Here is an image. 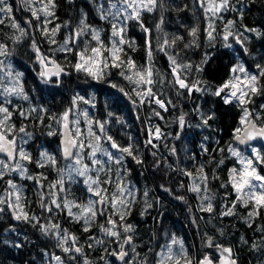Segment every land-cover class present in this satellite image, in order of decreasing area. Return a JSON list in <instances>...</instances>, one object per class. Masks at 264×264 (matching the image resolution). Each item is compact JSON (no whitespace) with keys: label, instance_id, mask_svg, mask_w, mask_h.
<instances>
[{"label":"trees","instance_id":"obj_1","mask_svg":"<svg viewBox=\"0 0 264 264\" xmlns=\"http://www.w3.org/2000/svg\"><path fill=\"white\" fill-rule=\"evenodd\" d=\"M163 2V8L157 7L154 12L143 14V23L149 28V34H145L135 21L128 22L126 38L135 41V50L125 45L126 55H122L121 58L126 60L130 57L137 66L145 65L147 63L145 41L146 38L151 40L152 63L165 81L164 84L157 82L153 86V91L158 94L162 92L160 98L166 103L168 100L172 101L166 112L154 103L134 105L133 100H138L133 91L135 86L119 74L120 68L109 67L105 69L106 74L103 78L94 79L84 72L75 71L70 66L77 62L76 53L80 51L79 47L74 48L71 53L47 48L58 49L74 27L76 28L82 13L86 14L90 25L100 30L104 44L110 46L111 23L100 18L99 0H55L54 17L46 18L40 13V20H36L31 11L20 4L19 0H7L13 8L12 18L25 26L27 35L17 41L15 38L20 36V33L11 27V20L5 18V22L0 24V43L6 45L9 53L6 56V63H11L10 65L15 66L22 74L21 82L29 100L25 101L15 95L5 96L0 88V102L5 99L11 100V104L6 106L12 112L10 123L15 126L16 135L20 134L18 132L20 127H25L26 131L32 134L29 141L31 147L28 148L31 154L37 152L35 149L43 151L45 148L50 149L55 146L57 165L38 167L33 160L26 161L28 175L40 177V174H43L44 178L37 183L36 179L29 180L16 174L6 175L0 180V185L5 183L0 186V196L5 194L7 180L14 179L13 181L22 189L24 210L30 216H37L42 225L58 224L61 229L74 234L78 238L77 246L82 247L83 255L76 254L77 259L70 261L68 254L57 247L56 239L51 235H44L39 225L33 227L31 223L18 221L12 222L9 226L0 224V264H56L53 256H60L64 264H83L85 258L90 264H117L111 253L119 251V245L114 238L104 236L99 228L100 224L106 223L108 215H113L112 209L107 210L104 216L98 215L90 231L84 232L83 221L77 223L67 214V209L63 208L65 201L85 205L89 191L84 178L76 175L73 177L74 180L68 182L64 174L63 190H60L61 186L57 184L60 179L58 170L69 162L63 161L61 156L60 134L47 135L50 130H56L58 133L61 130V125H58L52 117L61 116L69 108L77 112L84 107L88 108L87 123L93 121L92 127L98 135L100 133L95 121L104 122L107 135L119 145L132 144L143 160V164H137L131 157L125 156L123 164L118 165L109 161L104 170L98 173L100 184L102 188L107 189L109 196L116 192L117 182L122 179L121 184L129 185L135 197L131 214L127 215L124 221L133 225L135 230L131 235L136 247L134 252L129 246L127 247L128 264H157L158 254L166 251L165 246L171 244L173 236L182 242L183 249L192 259L193 264L203 259L205 255H209L214 262L220 260V250L215 246L211 248L207 246L208 237L212 238L214 245L230 247L238 264H264V231H261L264 229V208L252 218L251 226L246 222L251 205L246 208L237 203L234 215H221L226 207H231L236 198L229 183V170L233 167L239 168L240 164L236 157L230 155L228 149L229 146L237 147L233 143V129L240 126L241 108L236 103L226 105L220 97L212 96L210 93L193 92L189 96L185 90L179 89L182 94H178V86L172 87L168 83L173 79L168 56L158 51V46L164 39L171 40L174 36H182L183 41L177 42L175 48L168 49L169 54L178 53L179 62L193 65V70L188 75L189 82L202 80L211 86L212 91L229 79L230 69L238 62L242 63L250 73L256 74L258 72L256 65H264V0H241L239 3L238 0H231L236 8L242 7L243 18L241 19L237 11L220 13L222 19L214 18L215 39L212 40L207 35L208 20L203 10L198 5H194V0H163ZM184 5L188 7L183 11L177 10L178 6ZM41 6L40 3H35L36 9ZM161 17L163 23L157 30L156 25L160 23ZM46 19L51 20V23L46 25L48 29L61 25L55 36L56 44H50L48 37L41 32L42 22ZM29 20L31 27L26 24ZM229 20L235 21L233 32H242L248 38L245 41L247 53L232 37H229L230 41L223 40L225 25ZM66 23L67 27L64 26ZM194 26L199 28L196 42L186 48L184 45L193 40L189 29ZM245 27L257 29L262 35L245 32ZM33 42L39 49L47 48L49 52L41 53L50 54L65 68L66 75L45 83L38 75L40 64L32 48ZM230 42H235V47L225 46ZM104 55L107 56V53ZM205 57L207 63L202 65L203 72L197 73L195 66L200 65ZM113 84L118 87H112ZM260 84L264 85V77L260 79ZM120 88L124 91H120ZM125 93H128L131 99ZM74 97H83V99H78L73 106ZM261 105H264V95L254 96L253 102L247 105L250 111L259 114L258 124L264 122V109L260 107ZM197 107L203 113L209 111L215 113V118L209 121L211 127L199 126L201 119L195 111ZM32 108L37 111L32 112ZM20 111H24L28 118L22 117ZM154 111L160 112L163 119L153 115ZM182 113L185 114L186 126L181 131L177 118ZM146 120L157 122L167 133L164 142L160 145V151L149 145L146 146ZM178 133L179 139L176 138ZM205 137L208 139L205 140ZM92 142L94 143V140ZM101 144L103 148L116 152L110 147V142L104 140ZM201 144L208 149L207 152L202 151ZM173 146L176 148L175 155L169 151ZM220 149L224 151L221 152ZM89 150L91 149L87 148V151ZM154 152L157 154L155 157L152 155ZM221 160L222 164L219 163ZM200 165L204 166V172L209 177L208 189L209 194L213 196L214 207L211 213L200 210L201 197L204 193L191 191L193 178L183 174L184 170L195 174ZM261 171L264 174V167ZM108 179H111L112 183H104ZM51 185L56 187L52 188ZM41 194L44 196V202L52 207L51 213L40 207ZM53 198L61 204V209L50 204ZM146 201L151 207H147ZM71 210L74 214L80 211L77 207H72ZM113 219L119 225V216L113 215ZM120 231L123 238L126 234L123 233L122 228ZM89 237L101 239L104 243L96 244L95 240H90ZM89 244L92 247H89ZM254 244L257 247L254 248ZM172 248L173 252L177 253L180 245H172Z\"/></svg>","mask_w":264,"mask_h":264},{"label":"snow or ice","instance_id":"obj_2","mask_svg":"<svg viewBox=\"0 0 264 264\" xmlns=\"http://www.w3.org/2000/svg\"><path fill=\"white\" fill-rule=\"evenodd\" d=\"M239 2H241V0H238V3ZM21 3H23L29 11H31L32 16L35 17L36 20H40V13H43L46 18L54 17L55 15V0H47L46 3L44 0H21ZM34 3H40L42 5L41 8L36 9L33 7L32 5ZM117 4H119L120 7H117ZM194 5H198L199 8L203 10L205 18L208 20L207 35L210 40L215 39L213 36V31L215 30L214 18L219 17L222 19V17L219 16L220 13L225 11H237L240 13L241 19L243 18L242 7L236 8L232 4L231 0H194ZM157 7H164L163 0H116V3L110 4L108 10H105L103 5H100L98 8L100 18L111 23L112 38L110 46L104 44L101 40L100 30L90 25L87 22L86 14L82 13L75 30L70 32L63 44L54 51L71 53L74 48L79 47L81 37H90V41L86 42L84 47L76 53L78 57L77 62L70 65L75 71L84 72L94 79H101L106 74L105 69H108L109 67L120 68L121 71L119 74L135 86L133 91L135 92L136 97H138V100H133L134 105H143L145 103L151 105L154 103L160 109L167 111L168 106L172 104V101L168 100L166 103L165 100L160 98L161 95H163L162 92L158 94L153 91V86L157 82L164 84L165 81L164 77L157 69H155L152 63L153 47L151 40L146 38L145 41L147 55V63L145 65L137 66L130 57L126 60L121 58L122 55H126L125 45L135 50V41L126 38L128 22L135 21L145 34H149L150 30L144 25L142 17L145 12L152 13L157 9ZM187 7V5L182 7L178 6L177 10L183 11ZM112 9H115V11H112ZM12 12L13 8L7 3V0H0V24L5 22V18L10 19L11 27L20 33V36L15 38L18 41L20 37L27 35V31L12 18ZM110 17L111 19H109ZM48 23H51V20L46 19L42 22L41 32L43 35L48 37L50 44H56L57 41L55 36L60 30L61 25H56L54 28L48 29L46 26ZM162 23L163 17H161L160 23L156 25L157 30L160 29V25ZM26 24L31 27L30 20L26 21ZM234 24L235 21H227L224 29L223 40L227 42L229 37H232L236 43L241 45L245 53H247L248 50L245 46V41L248 38L245 37L242 32H233L232 28ZM64 26L67 27V23ZM198 31V26H194L189 29V34L193 37V40L184 45L186 48L195 44ZM244 31L255 32L257 36L262 35L254 28L245 27ZM183 39L184 38L182 36L177 35L172 37L171 40L164 39L163 43L158 46V51H162L166 56H168L171 67L173 79L168 81V83L172 87L178 86V94H182L179 92V89H183L189 96H191L193 92L202 94L210 93L212 96L220 97L226 105L235 102L237 106L241 108L242 115L239 120L240 126L233 129V139L239 144H247L257 138L264 139V122L258 124L257 121H260L259 114L250 111L247 107L248 104L253 102L254 96L264 95V85L260 84V79L264 77V65L257 64L256 67L258 72L256 74H252L242 63L238 62L230 69L229 79L212 91L211 86L205 84L202 80L197 79L189 82L188 75L191 74L193 65L191 63L179 62L177 59V56L179 55L178 53L176 55L169 54L168 49L175 48L177 42L183 41ZM91 41H95V46H92ZM225 46L232 47V45L228 43H226ZM32 48L36 52L37 62L41 66V71L38 75L45 83H48L52 76L59 77L65 72V68L63 66L57 63L54 59H50L42 54L35 42H33ZM104 53H107V56H105ZM8 55L9 53L6 45L0 43V56L6 57ZM205 63H207V57L202 60L200 65L195 66V71L197 73L203 72L202 65ZM3 68L4 62L0 60V70ZM7 75L10 77V86H4L2 78H0V87L3 88V94L5 96H19L23 100L28 101L29 96L25 93L21 82L22 74H13L11 71H8ZM112 87H118V85L113 84ZM120 91L123 92L124 89L120 88ZM125 94L129 95L128 93ZM129 98L131 99L130 95ZM78 99L82 100L83 97H74L72 102L73 106H75ZM8 104H11V100L5 99L3 102H0V154H4L6 156V159H0V180H3L6 175H10L11 173H18L23 178L29 180L36 179L37 183H39L40 179L44 178L43 174H40V177L28 175L26 165L22 163L24 161L32 162V156L22 147L23 144L27 143V139L22 137L20 139V143H17V130L15 129V126L10 123L12 112L9 110V107L6 106ZM260 107L264 109V105H261ZM31 111L35 112L37 109L32 108ZM72 111L73 109L69 108L65 110L61 116L52 117L58 125L62 126V133H58L56 130H50L47 133L49 136L62 134L63 139L61 141V152L63 158L69 162L66 169L58 170L60 173V179L57 181V184L61 186L60 190H63L64 174L67 170L69 179L72 178L73 173L75 175L85 177L84 182L88 186V191L97 197V199L89 200L86 206L65 201L63 208L67 209V214L77 223L83 221V231L89 232L98 215H106L107 209L105 206L111 207L113 215L119 216V225L117 221L113 219V215H108L106 223L100 224L99 228L104 236L114 238L115 242L119 245V251H113L111 255L117 257L123 262V264H128V261L125 259L128 256V251L125 249V245H128L133 252L135 251L136 245L133 243V235H131V233H134L135 230L133 225L127 224L124 221L126 216L131 214V206L135 203V197L132 190L126 185H122L119 181L117 182L116 192L109 196L107 194V189L99 186V178L97 177L93 179L88 175L89 165L83 162V150L86 147L91 149L88 153V158L91 160L92 165L100 166L97 171H103L105 165L109 161L118 165L123 164L125 156L131 157L137 164H143V160L137 154V150L132 144H129L128 146H121L111 136L107 135L104 122H94L100 135L93 131V121L88 122L89 142L85 143V140L81 138L83 133L80 131L79 127L77 126L73 129V127L70 126L71 124L78 125L79 123L78 120L74 122L69 120V115ZM195 111L201 119V124L199 126L211 127L209 121L215 118V113L211 111L203 113L200 111L199 107H197ZM20 115L24 118H28L24 111H20ZM84 115L86 117L87 113ZM153 115L163 119L158 111H154ZM41 122H43L42 118ZM177 123L182 131L186 126L185 114L182 113L177 118ZM18 132L24 133L28 138H31L32 136L31 133L26 131L25 127H20ZM148 136L149 138L145 142L146 146L151 145L152 148H156L157 145L153 143V140H159L161 138V129L159 127H155L154 130L150 128ZM176 138L179 139V133ZM204 139L207 140L208 138L205 137ZM93 140L94 143L92 142ZM103 140L110 142V147L119 152L120 155L116 156L114 153L108 151V149L103 148L101 144V141ZM201 149L204 152L208 151L204 144H201ZM169 151L173 155L176 154V148L174 146L170 148ZM220 151L223 152L224 150L220 149ZM228 151L231 156L237 158L240 167H233L229 170V183L234 190L236 198L232 202L231 207H226L221 215H234V209L237 203L246 208L251 205V211H249L246 219V222H248L249 226H251L252 218L259 214V210L261 208H264V174L258 170L261 165H264V154L255 148L253 149L252 157L243 156L240 151L231 146H229ZM97 153H101L107 158V160L102 161L97 158ZM152 155L155 157L157 154L154 152ZM56 163V157L47 151H41L39 159L36 160L38 167L55 166ZM219 163L222 164L223 161L221 160ZM156 166H159V162ZM183 174L193 178V186L190 188L191 191L204 193L201 197L200 210L209 213L213 212V196L209 194V177L207 173L204 172V166L200 165L195 174L187 170H184ZM213 178L216 179L218 177ZM197 181H199V183H197ZM6 183L7 188L5 189V194L0 196V205H6L7 208L11 209L15 220L31 223L33 227L39 225L40 231L44 235H51L56 239L57 247H59L64 253L68 254L70 261H75L77 259L76 254H80L81 256L83 255L82 247L77 246L78 238L74 234H70L66 229H61L58 224H40V220L37 216H30L24 210L25 205L22 203V189L19 188L12 179H8ZM104 183H112V181L111 179H108L104 181ZM201 185L203 187H201ZM50 187L55 188L56 185H51ZM164 190L169 191L168 189ZM53 196H55V193H53ZM145 196H147V192H145ZM179 198L182 199V197ZM145 203L147 204V201ZM50 204L54 205L57 209H61V204L55 198L51 199ZM40 207L49 213L53 211L52 207L48 203L44 202L43 194H41ZM72 207H77L80 211L74 214L71 210ZM147 207H151V205L147 204ZM3 211H5V209L0 207V212ZM121 228L123 229V233L126 234L123 238H121ZM261 231H264V229H261ZM89 239H94L96 244L104 243L103 240L96 239L94 237H89ZM172 245H180L179 252L174 253ZM207 246L209 248L215 246L220 250L219 264H237L236 260L232 256V249L230 247H223L219 244L214 245L211 237H208L207 239ZM89 247H92V245L89 244ZM165 247L166 251H162L158 254L159 260L157 261V264H181V261H183V264H193L192 259L188 257L184 251L182 242L174 236L171 240V244ZM253 247L255 248L257 245L254 244ZM53 259L56 261V264H64V261L60 256H53ZM83 264H90V262L85 258L83 260ZM195 264H214V262L209 255H205L203 259L196 261Z\"/></svg>","mask_w":264,"mask_h":264},{"label":"rangeland","instance_id":"obj_3","mask_svg":"<svg viewBox=\"0 0 264 264\" xmlns=\"http://www.w3.org/2000/svg\"><path fill=\"white\" fill-rule=\"evenodd\" d=\"M19 2H20V4H22V5H24L23 3H21V0H19ZM44 2L46 3L47 2V0H44ZM99 2H100V5H103V7H104V9L105 10H108L109 9V7H110V4L111 3H116V0H99ZM25 6V5H24ZM33 7H35V3L32 5ZM117 7H120V5L119 4H117ZM112 11H115V9H112ZM119 19V18H118ZM19 23V22H18ZM20 24V23H19ZM21 25V27H24L25 28V26L24 25H22V24H20ZM75 30V27H74V29H73V31ZM26 38H24V40H25ZM90 41V38L89 37H86L85 38V36H84V39L81 37V40H80V44H79V48H80V50L84 47V44L86 43V42H89ZM228 41H230V39L228 40ZM91 44H92V46H95V41H91ZM229 44H231L232 45V47H235V42L234 43H232V42H230ZM47 48H51L50 50H52V51H54L55 49H57V47H47ZM47 48H45V47H40V52H49L48 51V49ZM43 49H44V51H43ZM45 55V54H44ZM46 57H48V58H53L50 54H46L45 55ZM54 59V58H53ZM0 60H2L3 62H4V68H3V70H2V72H1V75H0V78H2V83H3V85L4 86H10V84H9V80H10V77L7 75V72L8 71H11L13 74H15V73H20L19 71H18V69L17 68H15V66H13V65H10L11 63H6V57H4V56H0ZM59 63V62H58ZM60 64V63H59ZM41 67V66H40ZM53 77H51L50 78V80L52 79ZM59 78V77H58ZM21 81H22V78H21ZM2 90H3V88L2 87H0ZM77 108V107H76ZM87 110H88V108H83L81 111H72L71 113H72V115H71V118H70V121H79V123H78V125H75V124H71V127H73V129H75V127H79V129H80V131L83 133V136L81 137L82 139H84L85 140V143H87L88 142V140H89V138H88V127H89V125H88V123H87V119H86V117H85V113H87ZM92 129H93V127H92ZM93 131L95 132V130L93 129ZM24 134V133H23ZM22 134V135H23ZM21 135V136H22ZM20 136V137H21ZM24 139H27V143L26 144H23L22 145V147L27 151V152H29L30 154H31V152H30V150L28 149V148H30L31 146H29V145H31L30 144V138H28V137H26L25 136V134L22 136ZM21 137V138H22ZM51 139V137H49V140ZM104 141V140H103ZM102 142V141H101ZM238 151H240L241 152V154L243 155V156H245V157H252V155H253V149L255 148L256 150H258V151H260L262 154H264V148L263 147H261V146H259V145H251V146H247V147H245V148H240V147H235ZM37 152L36 153H34V154H31V156H32V160L34 161V163H36V160H38L39 159V157H40V150H38V149H35ZM43 151H47L48 153H50V154H52V155H54L55 157H56V160H57V156L55 155V146H52L50 149H47V148H45V149H43ZM91 150H89V151H87V147L83 150V156H84V163L85 164H88L89 165V173H88V175L89 176H91L93 179H95V178H97L98 177V173H100L101 171H97V169L100 167L99 165H92V163H91V160L88 158V153L90 152ZM108 151H110V152H112V153H114V154H116V156H118V152L116 151V152H113V151H111V150H108ZM157 151V150H156ZM97 158H99V159H101L102 161H105V160H107V158L106 157H104L101 153H97ZM0 159H5L4 157H2V156H0ZM22 163H24L25 165H26V168H27V163H26V161H24V162H22ZM56 165H57V163H56ZM55 165V166H56ZM66 166H67V164H66ZM66 166H62V169H66ZM262 167H264V165H261V167L258 169V170H260L261 171V168ZM27 171H28V169H27ZM261 173L263 174V172L261 171ZM11 174H16V175H18V176H20L18 173H11ZM65 176H66V181H72V180H74L73 179V177L74 176H76L74 173L72 174V178L71 179H69L68 178V174H67V170L65 171ZM84 178V181H85V177H83ZM119 182L121 183L122 182V179L121 180H119ZM127 185V184H126ZM191 185V184H190ZM100 187H102V185L100 184L99 185ZM19 187V186H18ZM127 187L129 188V189H131L130 187H129V185H127ZM188 190H189V187H188ZM95 199H97V197H95L92 193H88V196H87V198H86V203H85V205L84 206H86L87 204H88V202H89V200H95ZM106 207V209L107 210H109L111 207H108V206H105ZM78 255H80V254H78ZM118 264V263H117Z\"/></svg>","mask_w":264,"mask_h":264},{"label":"water","instance_id":"obj_4","mask_svg":"<svg viewBox=\"0 0 264 264\" xmlns=\"http://www.w3.org/2000/svg\"><path fill=\"white\" fill-rule=\"evenodd\" d=\"M238 44V43H237ZM238 46H241L240 44H238ZM50 59H53V58H50ZM55 60V59H54ZM56 61V60H55ZM57 62V61H56ZM58 63V62H57ZM62 74H66L65 72L64 73H62ZM70 118H71V113H70V115H69V120H70ZM71 126V125H70ZM63 132V129H62V126H61V130H60V133H62ZM62 139H63V136H62V134H60V150H61V141H62ZM17 142H18V138H17ZM233 143L236 145V146H238V147H240V148H245V147H247V146H251V145H259V146H261V147H263L264 148V139H261V138H257V139H255V140H252V141H250V142H248L247 144H239L237 141H235L234 139H233ZM0 156H2V157H4V158H6V156L4 155V154H0ZM61 156H62V152H61ZM62 159H63V161H65V162H68V161H66L64 158H63V156H62ZM10 211H11V214H12V210L10 209ZM13 216V215H12ZM14 221L15 222H17V220H15L14 219ZM127 247H128V245H125V249L127 250ZM232 256H233V258L236 260V262H237V264H238V260H237V258H236V256H235V254H234V252L232 251ZM127 258V257H126ZM125 258V259H126ZM114 260L118 263V264H123V262L122 261H120L117 257H115L114 256ZM220 261V260H219ZM219 261L218 262H214V264H219Z\"/></svg>","mask_w":264,"mask_h":264},{"label":"flooded vegetation","instance_id":"obj_5","mask_svg":"<svg viewBox=\"0 0 264 264\" xmlns=\"http://www.w3.org/2000/svg\"><path fill=\"white\" fill-rule=\"evenodd\" d=\"M242 48V47H241ZM243 49V48H242ZM40 71H41V67H40ZM66 73V72H65ZM63 75H66V74H61L60 76H63ZM59 76V77H60ZM53 78L52 79H59L58 77H56V76H52ZM23 133H20L19 135H16L17 136V138H18V144L20 143V139H21V135H22ZM21 136V137H20ZM59 146H60V140H59ZM6 159V158H5ZM14 178H15V176H13ZM18 179V178H17ZM12 180H14V179H12ZM16 180V179H15ZM14 183H16V182H14ZM5 183H1V185L0 186H2V185H4ZM17 184V183H16ZM17 186H18V184H17ZM6 187H7V185H6ZM4 188V187H3ZM19 188H20V186H19ZM0 207H3L4 209H5V211H3V212H0V224H4L5 226H9V225H11V223L13 222H15L14 221V218H13V216H12V214H11V211H10V209L9 208H7V206L6 205H0ZM1 217H4V219H2ZM18 222V221H17Z\"/></svg>","mask_w":264,"mask_h":264},{"label":"built area","instance_id":"obj_6","mask_svg":"<svg viewBox=\"0 0 264 264\" xmlns=\"http://www.w3.org/2000/svg\"><path fill=\"white\" fill-rule=\"evenodd\" d=\"M233 103H235V102H233ZM233 103H231V104H233ZM227 105H230V104H227ZM145 123H146V129H147V140L149 138L148 131H149L150 128L154 130L155 127H159L161 129V132H162L161 138L159 140H155V139L153 140V143L157 145V147L154 148V149L157 150V151H160V145L164 142V140L166 138V135H167L166 131L164 129H162L157 122H154V121H151V120H146ZM149 146H151V145H149Z\"/></svg>","mask_w":264,"mask_h":264}]
</instances>
